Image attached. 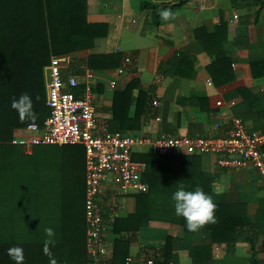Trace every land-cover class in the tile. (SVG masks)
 I'll list each match as a JSON object with an SVG mask.
<instances>
[{
  "label": "crops",
  "instance_id": "0c3cea01",
  "mask_svg": "<svg viewBox=\"0 0 264 264\" xmlns=\"http://www.w3.org/2000/svg\"><path fill=\"white\" fill-rule=\"evenodd\" d=\"M144 4L166 7L158 13L142 9ZM86 7L88 24L106 26L107 35L95 40L91 49L70 53L72 63L61 76L67 84L70 75L89 70V57H118L107 68L90 70L98 79L91 92L101 125L116 127L114 94L135 82L131 97H141L140 110L134 118L135 105L130 106L120 123L129 127L124 133L153 138L225 136L234 116L245 120L250 130L264 131V78L254 79L250 70L251 62L264 58V0H86ZM182 56L189 61L174 67ZM217 57L229 60L230 70L218 72L215 83L207 70ZM173 71L177 73L169 75ZM201 167L212 179L214 203H239L252 222L261 211L264 228V182L255 170L223 169L209 156L201 157ZM111 201L114 210L105 211L104 219L112 255L118 236L114 222L135 213L136 195L119 196L108 189L102 205ZM119 236L130 244L125 264L159 262L168 237L179 244L171 264H247L249 258L245 243L228 253L225 244L212 242L209 231L199 230L187 241L182 228L164 222H151L135 233L120 230ZM258 241H264V233ZM257 255L264 264L260 245Z\"/></svg>",
  "mask_w": 264,
  "mask_h": 264
},
{
  "label": "trees",
  "instance_id": "16d2710c",
  "mask_svg": "<svg viewBox=\"0 0 264 264\" xmlns=\"http://www.w3.org/2000/svg\"><path fill=\"white\" fill-rule=\"evenodd\" d=\"M165 7L142 5V9L158 13ZM86 8V0H0V264H86L84 148L37 147L26 155L9 144L15 130L42 125L49 116L44 69L51 58L91 49L95 40L107 35L106 26L88 24ZM117 58L91 56L87 68L102 70ZM185 61L189 60L184 56L176 58L174 67ZM224 69L230 70V61L217 57L207 71L216 83L215 75ZM250 70L254 79H263L264 58L251 62ZM135 87L134 82L114 94L112 124L116 127L109 128L110 132L129 128L120 123L130 106L135 105L134 118L139 114L141 97L137 101L131 97ZM24 93L32 99V117H21L11 106L12 100ZM244 98L253 106L250 97ZM31 158L36 161L27 170L24 160ZM137 160L146 165L143 182L148 191L136 195L133 215L115 220L114 234L118 236L110 264H125L128 257L130 244L119 236L120 230L135 233L151 222H164L182 228L184 238L191 240L195 232L188 231L184 219L175 215L171 199L180 185L186 190L199 186L212 199V179L202 171L200 156L142 152ZM214 204L215 223L199 230L211 232L212 242L225 244L228 253L239 243L247 244V264H260L257 246L264 249V241H258L264 233L261 211L252 222L239 203ZM46 229L52 230L51 235ZM178 248L177 240L168 237L161 260L152 263L171 264Z\"/></svg>",
  "mask_w": 264,
  "mask_h": 264
},
{
  "label": "built area",
  "instance_id": "2783aa9c",
  "mask_svg": "<svg viewBox=\"0 0 264 264\" xmlns=\"http://www.w3.org/2000/svg\"><path fill=\"white\" fill-rule=\"evenodd\" d=\"M71 63L70 54L51 58L44 69L49 116L42 125L31 124L15 130L9 144L20 147L26 155L37 147L84 148L86 264H110L104 215L105 211L112 212L114 205L112 201L102 205L105 192L113 189L114 194L127 196L148 191L143 182L146 165L137 160L142 152L156 156H209L223 169H253L264 182V131L250 130L245 120L234 116L230 119L231 130L225 136L153 138L110 132L98 122L92 101L91 90L98 81L96 73L86 69L81 75H70L66 84L61 71ZM118 74H123V70H118Z\"/></svg>",
  "mask_w": 264,
  "mask_h": 264
},
{
  "label": "clouds",
  "instance_id": "9594fccd",
  "mask_svg": "<svg viewBox=\"0 0 264 264\" xmlns=\"http://www.w3.org/2000/svg\"><path fill=\"white\" fill-rule=\"evenodd\" d=\"M167 18L168 13L164 14ZM11 106L17 110L21 117H32V99L29 94H21L18 98L12 100ZM174 213L177 217H182L185 221V227L190 232H197L207 223H215L216 205L211 197L199 186L194 190H186L180 185L172 194ZM51 235L52 230L46 229ZM16 252H20L16 249ZM15 258V257H14ZM22 255L19 259L22 260Z\"/></svg>",
  "mask_w": 264,
  "mask_h": 264
},
{
  "label": "rangeland",
  "instance_id": "374dc122",
  "mask_svg": "<svg viewBox=\"0 0 264 264\" xmlns=\"http://www.w3.org/2000/svg\"><path fill=\"white\" fill-rule=\"evenodd\" d=\"M38 151H40V150H38ZM36 159L38 160V161H40V163H42V159L40 160L39 158H37L36 157ZM36 159H25L24 161L27 163V165H26V168H27V170H29V167L31 168V165H33L34 163H35V161H36ZM3 233H4V231H3ZM2 237H4V235L2 236Z\"/></svg>",
  "mask_w": 264,
  "mask_h": 264
}]
</instances>
